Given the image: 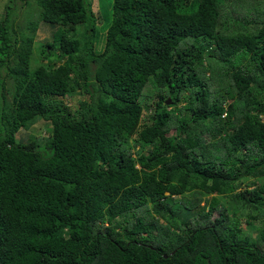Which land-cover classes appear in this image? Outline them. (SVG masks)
<instances>
[{"label":"trees","instance_id":"1","mask_svg":"<svg viewBox=\"0 0 264 264\" xmlns=\"http://www.w3.org/2000/svg\"><path fill=\"white\" fill-rule=\"evenodd\" d=\"M32 2L0 15V264H264V0Z\"/></svg>","mask_w":264,"mask_h":264},{"label":"rangeland","instance_id":"2","mask_svg":"<svg viewBox=\"0 0 264 264\" xmlns=\"http://www.w3.org/2000/svg\"><path fill=\"white\" fill-rule=\"evenodd\" d=\"M90 1H92V10L95 13L96 18H97V23H96L97 29L105 28L109 24L111 17H112V0H90ZM236 4H237L236 2L233 3V6H232L233 10L236 9L235 8ZM8 5L13 7L14 10L12 9L13 10L12 16L16 17V20L19 19V21H21V22L17 21L19 24H25L26 22L35 20L37 18V15L35 14V11L33 10V7L35 6L34 2H32L31 5L28 6V5H26V0L25 1L24 0H12V3H10L9 0H1L0 1V15L4 12L6 6H8ZM55 29L56 28H51L48 25L41 24L39 26V29H38L37 34H36L35 47L38 48L37 44H43L45 42L51 41V35ZM51 60L56 61V56H52ZM40 63H41V59L38 56V52L34 51V53L31 55V58H30V69L36 67ZM1 76H5L4 69H1ZM3 81H5L7 88L10 87V81L8 79L4 78ZM146 92H147V89H146ZM9 98H10V96L7 95V99H9ZM84 98L85 97H83V96L77 95V97L74 98L73 101L65 99L64 103L67 104V106H69L72 111H74L75 109H77L79 107L78 106L79 103L81 101H83ZM144 100H145V98L143 97L142 101H144ZM0 102H1V100H0ZM189 114H190L189 112H187L185 114L186 118L190 117ZM47 124H48L47 122L39 120L35 124L30 126L28 129L20 130V132L18 133L19 140L24 141L26 138H29V135H32V134L35 136H38V135H44V134L50 133L51 127L50 126L47 127ZM171 133H174V131ZM137 150H138V148H136L134 150L135 155L138 152ZM245 183L246 182L244 181L243 184H245ZM243 187H245V185H243ZM176 198H178V197H176ZM208 198H210V197H208ZM216 198H217L216 199L217 202L222 207L223 206L225 208L227 207L228 212L230 210V209H228V208H230L229 205L232 204V206H234L233 203L229 202V197L220 196V197H216ZM197 212H198V210H193L191 212L190 211H184L182 213V216L184 218L197 220L198 219V217L196 216ZM243 213H247V212L245 211ZM238 214H241L243 216V214L241 212H239ZM247 232H249V231H247ZM256 233L257 232H255V231H250L248 234H250L254 237V236H256Z\"/></svg>","mask_w":264,"mask_h":264},{"label":"water","instance_id":"3","mask_svg":"<svg viewBox=\"0 0 264 264\" xmlns=\"http://www.w3.org/2000/svg\"><path fill=\"white\" fill-rule=\"evenodd\" d=\"M166 103H167V104H169V103H170V101H169V100H167V101H166ZM164 257H166V256H164Z\"/></svg>","mask_w":264,"mask_h":264},{"label":"bare ground","instance_id":"4","mask_svg":"<svg viewBox=\"0 0 264 264\" xmlns=\"http://www.w3.org/2000/svg\"><path fill=\"white\" fill-rule=\"evenodd\" d=\"M76 140V139H75Z\"/></svg>","mask_w":264,"mask_h":264}]
</instances>
